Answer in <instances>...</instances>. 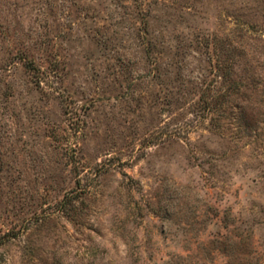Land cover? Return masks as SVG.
<instances>
[{"label":"rangeland","instance_id":"rangeland-1","mask_svg":"<svg viewBox=\"0 0 264 264\" xmlns=\"http://www.w3.org/2000/svg\"><path fill=\"white\" fill-rule=\"evenodd\" d=\"M0 264H264V0H0Z\"/></svg>","mask_w":264,"mask_h":264},{"label":"trees","instance_id":"trees-1","mask_svg":"<svg viewBox=\"0 0 264 264\" xmlns=\"http://www.w3.org/2000/svg\"><path fill=\"white\" fill-rule=\"evenodd\" d=\"M225 63H224V61H219V63L217 64V68H218V70H224L225 69ZM28 68H30V67H28Z\"/></svg>","mask_w":264,"mask_h":264}]
</instances>
